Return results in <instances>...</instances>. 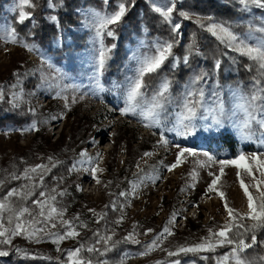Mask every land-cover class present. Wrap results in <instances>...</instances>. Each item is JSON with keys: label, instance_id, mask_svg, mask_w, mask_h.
I'll use <instances>...</instances> for the list:
<instances>
[{"label": "rangeland", "instance_id": "374dc122", "mask_svg": "<svg viewBox=\"0 0 264 264\" xmlns=\"http://www.w3.org/2000/svg\"><path fill=\"white\" fill-rule=\"evenodd\" d=\"M134 1L136 0H130V3ZM119 2L118 0L114 3L112 0H82L84 6L77 12L81 17V25L70 26L74 27L70 31L69 28L60 27L59 35L47 41L44 46L36 40L32 41L30 37L20 35L17 30H15L17 43H4L0 40V86L4 87L6 93L5 102H0L2 108L0 109V178L6 177L13 171H22L28 165L47 163L48 157L61 161L62 163L52 168L51 173L45 177V185L50 188L57 184L58 178H63L59 186L60 189L66 190L67 194L58 199H62L63 206L67 209L65 219L74 220L76 224L81 225L77 228L81 236L65 240L59 246L60 252L56 250L57 246L47 239L41 243H32L23 237H16L13 245L20 241L33 248L49 250L57 259L63 260L64 250L73 249L80 243H91L93 231L96 229H99L101 234L107 230H114L116 235L113 239L120 242L107 253L106 257L101 258H106L109 264H118L126 254L128 256L126 264H161V262L167 264L175 259L181 262L179 256L167 259V252L164 249L175 250V246L198 243L209 235L208 229L216 230L229 219L224 208V200L219 197L218 192L207 191L214 178L209 175L210 172L220 176L218 191L225 193L229 206L240 214L248 212L247 197L240 186L238 170L228 166L221 175L218 163L208 162L210 166L201 167L199 161L207 160L203 153L214 155L217 161L234 158L241 151L251 154L260 150L259 139L255 142L242 143L234 130L226 124L229 133L227 135H220L214 130L200 129L196 135L181 137L174 132L164 131L165 137L170 141L164 146L157 143L160 139V129L146 128L136 117L120 114L117 109L124 106L122 86L126 78L132 75V69L135 67L134 62L130 60L131 52L133 50L148 52L153 43L158 41L154 31L147 29L143 22H137L132 28L127 27L123 39L116 34L115 39L105 36L104 44L109 47L115 44L116 47L110 53L111 59L108 60L101 78L105 90L97 94L91 78L93 66L89 62L93 54V33L83 26L82 13L91 10L112 13ZM182 2L183 0H176V6H180ZM143 3L142 11L146 16L149 13L156 14L152 10V0H143ZM156 3L165 5L167 0H156ZM0 8V32H3L4 29L13 27L15 20L18 23L19 0L2 3ZM29 9L25 8L26 11ZM245 14L248 18L243 19V22L248 25L247 30L238 34L246 35L249 26L264 27V9L252 6ZM32 19L33 14L31 22L34 23ZM27 22L29 19L24 23ZM253 34L260 35L259 32ZM141 42H144L145 46L141 47ZM24 43L35 45L39 51H28L23 46ZM120 49L121 51L118 52ZM42 57L47 59V64L42 63ZM217 60L219 59L215 58L213 63ZM173 63V59L169 58L164 68L173 66ZM120 65L123 70L120 69ZM41 73L49 78L48 83L52 85L51 87L48 83L42 82ZM57 73L63 79H58ZM161 80V77L152 83L145 80L149 85V95L158 87ZM187 82L172 83L171 94L177 101ZM12 85H17L16 89H12ZM114 85L121 87L117 89ZM203 86L206 103L211 104L214 100L213 93L218 91L222 95L227 111H231L238 102L237 97L233 95L234 91L238 90L245 95H249L252 91V88L248 90L242 85L224 87L219 80H211L209 77ZM62 88H66L62 95H68L69 98L75 95L77 98V102L70 104L68 108L65 107V101L57 96V92ZM11 91L23 93L25 102L19 108L13 109L6 102ZM174 110L175 105H170L169 113ZM5 114L8 116L7 120H3ZM52 117L58 118L52 119ZM33 124H36L38 131L27 130ZM165 124L167 128H171V119L165 121ZM253 129L259 132L255 124ZM176 144L192 148L198 155L186 156L181 165L168 171L166 166L174 163L176 159L178 152L174 147ZM82 152H87L89 157H96L99 154V167L103 169L102 172L97 173L100 183H96L95 179L79 165L77 170L69 171L72 165L81 159ZM145 152H151L153 155L142 159ZM193 171L198 173L195 180L191 175ZM154 176H158L159 179H149ZM141 180L143 183H140ZM245 182L248 183L249 180L245 179ZM20 183V181L6 183L5 187L0 189V195ZM133 183H140L135 195L131 194ZM249 190L254 195L257 194L253 188ZM120 192L129 193L127 199L120 197ZM113 201H116L115 208L111 207ZM106 205L109 207L106 208ZM89 209H95L97 213L105 212L107 215L97 224L96 217L89 212ZM121 216L124 219L117 225L116 221ZM173 216L175 219L169 224ZM75 217H79V220H75ZM85 223L88 225L87 228L82 227ZM244 223H252V221L246 219ZM165 226H169L174 235L162 241L160 248L146 256H141L140 253L144 251L143 245L151 242ZM147 229L154 231L144 235ZM133 230L141 244L128 242L130 247L118 254V250L121 251L118 249L119 245ZM131 247L136 251H132ZM229 247L217 248L215 252H219L221 256L230 250ZM11 249L8 248V251ZM200 254L207 256V253ZM243 255L255 260L256 264H264V255H256L247 250ZM181 264L187 263L181 262Z\"/></svg>", "mask_w": 264, "mask_h": 264}, {"label": "snow or ice", "instance_id": "6c2138e0", "mask_svg": "<svg viewBox=\"0 0 264 264\" xmlns=\"http://www.w3.org/2000/svg\"><path fill=\"white\" fill-rule=\"evenodd\" d=\"M62 2V0H61ZM243 10L250 11L252 6L259 9H264V0H239ZM55 9V2L50 5ZM152 10L158 14L165 22L171 24L172 31L179 34L181 23H172V15L176 10V0H167L165 5H158L156 0H152ZM34 7L32 0H19L18 23H24L26 19L32 18V13L26 11L25 8ZM128 8L124 0L116 6V10L112 13H101L95 10L85 11L82 13L84 19L83 26L93 33V54L90 58V63L93 66L92 80L96 93L103 92L104 85L101 83L103 72L107 62L111 59L110 53L116 47L115 44L111 47L104 44V38L112 37L115 39V31L110 26L118 25L122 18L126 15ZM180 17L184 20H191L200 29L211 34L218 42L225 45L229 50L237 53L241 57H246L252 66L257 70V77L253 80L252 91L249 95L240 93L238 90L233 92L237 97L238 102L231 111L225 109L224 101L220 92H214V100L211 104L205 101L204 83H206L208 74L204 71L194 73L189 81L183 86L184 91L177 101L171 94L172 81L168 78L161 80L158 87L149 95V85L145 82V78L151 74L159 72L165 62L172 58L173 67H177L180 58L174 56L175 41H155L148 52H140L133 50L130 55V60L134 62L135 67L132 69V75L126 78L124 89V106L117 109L122 116L136 117L144 127L149 129H160V139L158 144L167 146L170 141L165 137L164 131L176 133L181 137H189L196 135L198 130L215 131L220 135L229 134L226 124L234 130L240 142H255L259 139L260 150L251 154L239 152L234 158L216 160L214 155L204 152L203 156L206 161H199L201 167L210 166L218 163L220 174L223 175L225 167H235L238 172L239 183L247 197L248 212L240 214L237 210L229 206L225 199V193L218 191V182L220 176L210 172L209 175L214 178L211 180L208 192H218L221 199L224 200V208L226 209L228 221L219 226L216 230L208 229L209 235L202 238L198 243L192 245L175 246V250L164 249L168 257H178L181 254H200L214 253L217 248L230 247V250L223 255L215 258V264H256V261L249 259L243 255L248 249L257 244L256 230L264 228V27L253 28L249 26V31L246 35H240L233 30V26L227 22H221L212 16H202L200 14H190L186 11L179 12ZM50 19L58 24V17L51 16ZM254 32H259L260 35H254ZM0 40L4 43H17L18 37L14 27L6 28L0 32ZM62 40V38H61ZM59 43V41H58ZM23 46L28 51H39L35 45L24 43ZM145 46L141 42V47ZM192 46H190L191 49ZM192 55L191 50L183 57V63L187 66L189 58ZM42 63L47 64L46 58L42 57ZM51 66V65H49ZM216 70L220 68V61L217 60L214 65ZM19 76V74H17ZM58 79L63 77L57 73ZM43 83H48L49 78L41 73ZM48 86L52 85L48 83ZM12 89H16L17 85H12ZM115 88H120L121 85H114ZM66 88H62L57 92V96L65 101V107H70V104L77 102V98L73 95L69 98L68 95H62ZM75 91V88H73ZM7 103L13 109L19 108L25 102L23 93L20 91H11L8 94ZM6 93L3 86H0V102H5ZM175 105V110L169 113L170 105ZM33 111V109H29ZM58 117H52L57 119ZM62 118V117H59ZM171 119L172 127L167 128L165 121ZM206 122V123H198ZM257 125L259 132L253 129V125ZM29 131L39 129L36 124H33ZM178 149L175 162L167 165V170L172 171L177 166L184 162L186 156L196 157L198 154L192 148L181 147L174 145ZM153 155L151 152H145L142 159ZM81 159L77 160L69 171L77 170V165L88 172L95 179L96 183H100L97 178V173L103 169L99 167L100 156L89 157L87 152L80 153ZM61 161L55 160L53 157L47 158V163L37 165H28L22 171H13L6 177L0 178V189H3L6 183L11 181H20L18 186L11 187L0 195V257L10 255L8 248H13L17 253L22 250L13 245V240L16 237H23L32 243H41L46 239L50 240L57 246L56 250L61 251L60 245L67 239H76L81 236V232L77 230L78 225L74 220L65 219L67 209L63 206L62 199L67 193L66 190L60 189V181L63 178H58L55 186L47 187L45 185V177L51 173L52 168H55ZM87 165V167H84ZM139 168V164L137 165ZM193 180L196 179L198 173H191ZM149 179H159L158 176L150 177ZM245 179L249 182L246 183ZM143 183V180L140 181ZM140 183H133L132 195H135ZM107 186V185H105ZM253 188L256 195L249 189ZM37 192L39 193L37 195ZM120 197H127L129 193L120 192ZM33 197H36L33 199ZM196 205H194L195 207ZM109 207L108 205L105 206ZM112 208L116 207V201H113ZM96 217V223L106 217L105 212L97 213L95 209H89ZM124 217L121 216L116 224L119 225ZM175 216L169 221L173 222ZM251 220V225H246L245 220ZM79 220V217H75ZM83 228H87L85 223ZM62 229V231H61ZM153 229H147L144 235L153 232ZM110 232L111 234H108ZM250 234V242H247V237ZM116 235L114 230H107L101 234L99 229L93 231L91 243H80L79 246L73 249L64 250V259L59 260V264H109V261L102 257H106L107 253L113 250L120 241H116L113 237ZM174 235V232L169 226H165L161 233L157 234L149 243L143 245L144 251L141 256L148 255L151 251L161 247V242L169 236ZM135 230L128 233L124 237V242L133 244H141V241L136 238ZM264 244V242H261ZM87 255H84V254ZM201 259L207 260V256H201ZM59 259V258H58ZM128 259L127 254L122 257L118 264H126ZM164 264V262H161ZM167 264H181L179 259L171 260Z\"/></svg>", "mask_w": 264, "mask_h": 264}, {"label": "trees", "instance_id": "16d2710c", "mask_svg": "<svg viewBox=\"0 0 264 264\" xmlns=\"http://www.w3.org/2000/svg\"><path fill=\"white\" fill-rule=\"evenodd\" d=\"M10 0H0V7L2 3H7ZM117 0H112L116 2ZM120 1V0H118ZM55 2V9L50 6V3ZM126 7L128 8L126 15L122 18L118 25H113L115 34L121 39L125 37V30L137 22L145 23L144 26L153 30L158 41H175L174 55L180 58L177 67L164 68L156 74H151L145 80L148 83L157 81L160 77L162 79L167 75L172 83H184L189 81L194 73L204 71L208 77L213 80H219L224 87L240 86L250 90L253 85V80L258 73L255 66L249 69L251 62L246 57H241L237 53L229 50L225 45L218 42L211 34L199 28L191 20H184L180 17V11H189L204 16H212L218 21L230 23L236 33H244L248 25L243 22L248 16L245 14L239 0H183L180 6H176V10L172 15V23H181L179 34L172 31L171 24L165 22L158 14L149 13L147 16L143 13V0H136L130 3L126 0ZM34 7H29V12L33 14L35 22L19 24L14 21L13 27L18 33L25 37H30L32 41H38L41 45L49 40L55 39L59 35V28H69V31L74 28L72 25L80 26L81 17L78 16V10L83 7L82 0H32ZM88 4V3H84ZM1 10V8H0ZM56 14L58 16V24L50 21V16ZM126 24H128L126 26ZM33 35V37H31ZM190 46L191 49H190ZM191 50L192 55L189 58V64L186 66L183 63V57ZM118 50V52H120ZM218 58L220 61V68L216 70L213 60ZM111 68V67H109ZM120 69L123 70L122 65ZM147 83V84H148ZM2 109V108H0ZM8 116L5 114L3 120H7ZM225 142L227 140L223 138ZM233 145V144H232ZM235 149V148H233ZM130 173V171H129ZM253 223V222H252ZM252 223H245L251 225ZM257 244L247 251L256 255H264V228L256 230ZM250 242V234L246 238ZM15 246L22 251L17 253L13 248L9 251L10 255L7 257H0V264H59V260L51 251L46 249H37L31 246L22 244L17 241ZM128 242H122L118 249V254H121L125 249L129 248ZM230 248V247H229ZM228 249V248H227ZM225 249V250H227ZM132 251H136L131 247ZM32 255H39L36 257ZM219 252L207 253V260L201 259L203 254H181L182 263L187 264H214L215 256H219ZM174 258V257H167Z\"/></svg>", "mask_w": 264, "mask_h": 264}, {"label": "bare ground", "instance_id": "6f19581e", "mask_svg": "<svg viewBox=\"0 0 264 264\" xmlns=\"http://www.w3.org/2000/svg\"><path fill=\"white\" fill-rule=\"evenodd\" d=\"M247 210H248V207H247Z\"/></svg>", "mask_w": 264, "mask_h": 264}]
</instances>
